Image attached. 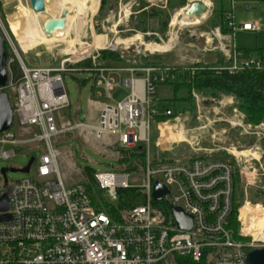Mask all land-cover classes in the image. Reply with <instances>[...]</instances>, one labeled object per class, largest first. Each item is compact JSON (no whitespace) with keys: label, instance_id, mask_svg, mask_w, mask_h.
<instances>
[{"label":"built area","instance_id":"2783aa9c","mask_svg":"<svg viewBox=\"0 0 264 264\" xmlns=\"http://www.w3.org/2000/svg\"><path fill=\"white\" fill-rule=\"evenodd\" d=\"M225 20L232 34L260 30L259 22L237 25L232 10ZM205 37L213 44L220 35ZM13 52L19 58L18 67ZM13 52L7 55L8 82L0 87V94L9 95L14 121L9 131L1 133L0 159L14 158L19 148L38 151L40 156L30 167L29 173L35 170L33 179L10 183V171L0 175V202L6 195L9 203L7 211H0V264H247L249 252L264 249V238L237 240L230 224L235 179L239 176L242 183L252 179L257 172L249 164L253 159L238 155L235 146L231 152L235 162L210 157L212 151L207 149L203 156L183 160L152 157L154 118L171 115L158 110L157 95L169 69L94 70L99 74L96 86L108 96L115 87L128 95L116 104H104L96 123L74 122L62 113L71 106L63 74L77 70L66 63L58 69L28 67ZM228 61L222 69L231 74L264 70V52L248 56L234 48ZM108 71L125 77L116 85ZM74 133L120 150L145 147L142 184L141 179L130 181L132 175L121 172L119 166L114 172H95L100 195L89 191L87 183L68 185L61 172L63 153L58 143ZM6 146L10 149L5 150ZM244 163L248 166L242 168ZM155 183L169 191L164 201L169 214L154 204ZM127 188L139 190L145 203L122 212L118 190ZM172 207L192 217L190 231L178 227ZM244 229L240 234L247 237Z\"/></svg>","mask_w":264,"mask_h":264},{"label":"rangeland","instance_id":"374dc122","mask_svg":"<svg viewBox=\"0 0 264 264\" xmlns=\"http://www.w3.org/2000/svg\"><path fill=\"white\" fill-rule=\"evenodd\" d=\"M67 1L71 5L70 14L68 12L67 16H72L71 13L76 14L75 4L88 2V0ZM97 1L96 5L88 3V6L91 7L90 11L86 17H82L81 20L76 18L72 22L75 29L70 28L68 34L64 35L65 30L57 34V38H51L53 36L46 37L42 39V43L40 42L28 53H24L15 34L16 28L31 23L35 26V29L38 27L37 29L41 28L43 30L42 26L44 24L42 25V23L48 21L50 17L33 12L29 0H0V31L10 46L8 54H14L15 56L16 67L19 65V58L13 52L14 50L18 52L23 62L32 68L58 69L62 63L71 64L70 67L74 68V65L86 59L94 60L93 57H97L98 53L104 50L120 53L133 61L139 60L140 57L160 55L162 57L158 62L163 67H188L195 62L194 60L204 61L205 59V62L208 63L225 64L226 62L219 52L218 54L209 51V44L205 37L207 35H204L206 33L210 34L213 30L210 25L213 12L212 1L211 4L209 1H204L207 5L204 20L193 19L188 21L189 23L200 21L199 25L189 27L184 25L187 24L184 21L182 25L179 24L186 18L183 14L186 8L169 11L166 6L168 0H110L109 8L101 14H99L101 0ZM197 1L199 0H194V2ZM145 2L170 14L169 26L166 31L167 38L163 40L162 34H156L160 44L152 39L145 41L146 36L151 34L145 36L135 29L136 17ZM232 2L231 9L237 25L255 22L260 24V30L257 33L236 31L231 34L235 46L238 49H264V0H232ZM192 4H188L187 8ZM146 10H149V8ZM177 14L180 15V20L179 23L174 25L173 19ZM53 17L58 19L57 16L53 15ZM30 18L33 21L30 22ZM80 22L84 25L81 26V31H77ZM149 25L153 30L158 28L155 20L151 21ZM173 38L175 39L173 47L168 51L165 48L156 52L147 49V46L152 44L165 47L166 44H170ZM215 45H217V42L213 46ZM15 75L19 76L18 72H15ZM91 77L92 73L81 70L63 74L71 104L69 109L62 112L65 118H68L67 113L71 112L72 121L86 122L89 100H105V96L99 97L98 93L92 91L91 84L85 88L81 86L80 81L88 79L91 81ZM98 91L103 93L101 89H98ZM157 95L162 100L171 99L173 92L171 87L162 86L159 88ZM126 96L127 93L122 92L114 101H106L109 104H115L117 101L125 99ZM193 97L196 107L195 113L179 114L178 121L163 122L167 123L166 125L161 123H158L159 126H157L158 124H152V138L156 132L158 134L155 152L158 155L167 154L168 157L165 160L175 161L177 159L183 160L189 157L203 156L206 154L204 150L209 149L212 151L210 157L229 159L235 162V157L231 154L233 146H235L237 151L240 152L238 155L249 156L248 160L253 159L249 164H252L257 172L246 183L241 182L245 196L238 213L239 235L242 236L240 231L245 228L243 232L247 237H242L249 238L250 241L252 235H254L253 229L250 231V228L257 220H260L254 211L259 207L262 208L261 212L264 213V124L260 126L248 125L245 116L236 108V100L232 96L222 94L216 98L194 93ZM163 126L169 128V132L173 134L171 137H164ZM12 131L14 132L15 129ZM58 148L63 153L60 167L68 185L88 183L85 172H83L85 169H92L97 173L116 171L120 166L119 161L125 156L116 145L103 144L92 140L86 141L85 138L78 137L75 133L61 137ZM8 149L10 147L6 146L5 150ZM39 156L38 151L19 148L14 158L9 160L0 159V175L3 169H23L32 158L37 160ZM155 160L162 161L163 159L155 158ZM146 162L147 159L143 165L134 162L133 166L136 167V170L131 173L130 181L133 178L135 180L141 179L139 184H142ZM126 166L122 167L126 168ZM244 166H248V164L244 163L242 168ZM34 176L35 170L28 174L19 171L7 173V179L10 183L23 179H33ZM95 189L99 192L98 187ZM113 210L111 211L113 212ZM260 233L257 237L264 234V229Z\"/></svg>","mask_w":264,"mask_h":264},{"label":"trees","instance_id":"16d2710c","mask_svg":"<svg viewBox=\"0 0 264 264\" xmlns=\"http://www.w3.org/2000/svg\"><path fill=\"white\" fill-rule=\"evenodd\" d=\"M213 2V13L210 19V25L212 28L219 27L224 34H231L232 30L227 28L225 16L230 12L232 0H211ZM188 0H168L167 8L169 11L181 9L187 6ZM110 6V0H101V6L99 14L103 13ZM149 8V10H146ZM141 11L136 17V31L141 32L146 36L145 41L155 40L157 44H160L156 34H162L163 40L167 38L166 31L169 26L170 14L164 10L152 7L148 3H144L141 6ZM155 20L158 24L156 30L151 29L149 25L151 21ZM150 37V38H149ZM5 48L8 54L10 46L5 41ZM245 55H256L264 52V49H238ZM162 56L154 55L152 57H140L139 60H129L120 53L113 52L111 50H104L98 53L97 57L93 59H86L77 65H74L76 70L86 71L97 74L96 69H109L114 67L116 69L126 68H155L158 71L169 69L167 73V79L164 83L158 85V89L162 86L171 87L173 96L171 99H159L158 110L160 112L169 111L170 116H156L154 118V125L163 123L166 121L174 120L179 114H193L196 111L195 103L193 100L194 93H200L204 96H211L218 98L220 95L232 96L236 100V108L245 116V121L251 126H260L264 124V70H244L238 74H231L227 69H222L225 66L216 64H203L196 62L188 67H163L159 64V60ZM97 72V73H96ZM94 76L91 77V80ZM90 82L88 80L80 81L82 87H85ZM71 118L70 115H67ZM158 134L152 138V126H151V146L150 152L152 157L157 159L161 158L162 161L168 157L167 154H157L155 152V145L157 142ZM125 154L124 158L119 161L120 171L131 174L136 170L133 166L134 162L138 164H145L146 161V149H134V150H122ZM126 166V168L122 166ZM134 170V171H133ZM85 176L88 179L87 189L89 191L97 188L96 180L94 178V170L85 169ZM95 194L100 193L95 189ZM119 204L118 209L120 211L131 210L144 203V197L136 188H127L118 190ZM244 191L242 189L241 180L239 176L235 179V188L233 195V214L230 219L231 228L235 233L237 240L247 242L249 238H245L239 235L240 223L238 221V213L241 207V202L244 201ZM162 208L166 214H169V208L162 203L158 205ZM182 264H192L185 262Z\"/></svg>","mask_w":264,"mask_h":264},{"label":"water","instance_id":"95a60500","mask_svg":"<svg viewBox=\"0 0 264 264\" xmlns=\"http://www.w3.org/2000/svg\"><path fill=\"white\" fill-rule=\"evenodd\" d=\"M30 6L36 14H41L46 11V0H29ZM193 16L200 18L205 16L207 12V7L203 2L197 1L194 2L189 8ZM67 12H63L59 20H48L44 23L43 30L47 36H53L54 31L58 28H62L65 25V18ZM7 51L5 48V39L0 31V87H5L8 82V73L6 70V61H7ZM14 116L13 110L10 103L9 95L7 93L0 94V134L6 131H9L13 125ZM34 159L32 158L28 166L22 170L15 169H3L2 173L6 175V172H21L28 174L30 167ZM169 194L168 189L160 183H155L153 186L152 198L158 203L165 201L166 196ZM9 209L8 198L5 195L3 200L0 202V211H7ZM172 215L180 229L190 231L193 226L192 217L185 214L181 208L172 207ZM3 219H9V217H4ZM247 264H264V249L251 251L246 258Z\"/></svg>","mask_w":264,"mask_h":264},{"label":"bare ground","instance_id":"6f19581e","mask_svg":"<svg viewBox=\"0 0 264 264\" xmlns=\"http://www.w3.org/2000/svg\"><path fill=\"white\" fill-rule=\"evenodd\" d=\"M68 2L69 1H67V0H46V11L44 13H41V14L49 16L50 17L49 20H51L52 18L54 19L53 15L54 16H57V18H58V19L55 18L54 20H59L60 17H61V15H62V13L64 11L67 12V13L69 12L68 14H70L71 5ZM88 3H90V4H93L94 3L96 5L98 3V1L96 2V0H88V2H80V3L75 4L76 6H74V9H75L76 14L73 15L71 13L72 16H70V15L69 16H66L65 20H66V22H67L68 25L65 22L64 27L56 29L54 31L53 37H51V38H57L56 35L59 34V33L64 32L65 30H66V32H65L64 35L68 34L69 29L73 27L72 26V24H73L72 22H74V20L76 18L81 20L82 17L83 18L86 17V15L88 14V12L91 9V7L88 6ZM203 3L207 7V5L205 4V2H203ZM41 14H39V15H41ZM183 14L186 17L185 20H182V22L179 23L180 15L177 14L174 17V19H173V24L174 25L177 24V23H179V24L182 25L183 24V21H184L185 23H187V24H184V25H186L188 27L189 26H197V25H199V22L200 21H197L198 24L197 23H189L188 21H192L193 19L204 20V17H205V16H202L200 18H197V17L193 16L190 12H188V8H186V10L183 12ZM31 18H30V22L33 21V19H31ZM43 24L44 23H42V25ZM82 25H84V23L80 22L79 25H78L79 28H77L76 30L77 31H81L82 30V28H81ZM34 27L35 26L32 25L31 23H28L27 25L17 27L16 30H15V34L17 36V39H18L19 43H20V47H21V49L24 52H29L31 49H33L35 46H37L42 41V39H44L46 37H49V36H47L44 33V31L41 28L40 29H37L38 28L37 27L35 29ZM66 27H67V29H66ZM73 29H75V27H73ZM174 41H175V39L173 38L172 41H170V44H166L165 47H162L161 45H156V44L148 45L147 46V49L150 50L151 52H156V51H160V49L165 48V50L168 51V49H170V48L173 47ZM161 124L166 125L167 123H161ZM162 129H163V132H164V137L167 138V137H171L173 135V134H171L169 132V128H167L166 126H163ZM154 202H156V201H154ZM261 211H262V208H259L258 207V208L255 209L254 212L256 213V215L258 216V218H260V220H257L254 223L253 227L250 228V231L253 229L252 231L254 232V235H252V238H256V239L258 238L259 240H262L264 238V234L263 235H260L259 237H257V235L261 234L260 232L264 229V213L261 212ZM170 212H171V210H170ZM171 214H172V212H171ZM249 234L251 235V233H249Z\"/></svg>","mask_w":264,"mask_h":264},{"label":"crops","instance_id":"0c3cea01","mask_svg":"<svg viewBox=\"0 0 264 264\" xmlns=\"http://www.w3.org/2000/svg\"><path fill=\"white\" fill-rule=\"evenodd\" d=\"M199 1H201V2L209 1L211 3V0H199ZM192 3H194V0H188L187 5L188 4H192ZM188 6H186L184 8H187ZM238 32H241V33H250V32H242V31H238ZM215 33H218L220 35V37L218 39H215V41L213 42V44L208 43L209 44V48H210L209 51L211 53H218L219 52L220 55L225 58V60H226L225 64L208 63V62H205L206 59L204 61L194 60L195 61L194 63H196V62H203L205 64H216V65H221V66H226L228 64V62H229L228 59H229V56L231 55L233 49L234 48L238 49L235 46V44L233 43L234 42L233 41V38H231V34L232 33L231 34L230 33L229 34H224V33L221 32V30H220L219 27H216V28H213V30L211 31L210 34L209 33L208 34L206 33L204 35L212 36ZM206 40H207V38H206ZM216 42H217V45L213 46ZM24 53H28V52H24ZM109 69L112 70V69H116V68L111 67ZM106 75H108V78L109 79L114 80V82L116 83V85H118L120 83V81L122 80V78L125 77V74L124 73L111 72V71L106 72ZM92 76H94V79H92L85 87H87L89 84H91V88H92V91L93 92L98 93V96L99 97L105 96V100L104 101L103 100H99V99L89 100L87 122H89V123H96L97 120H98V118H99V111L102 108V106L104 104H109L106 100L114 101L116 99V97L119 96L122 92H125L128 95V91L127 90H124V89H122L120 87H115L113 89V91L110 92V94H109L110 97H109L108 96V93H106L104 91V89H102L101 87H97L96 86V81L98 80L99 74L97 73V74H94ZM98 89H101L103 91V93L102 92H99ZM157 94H158V92H157ZM118 102H120V101H117L116 103H118ZM110 105H112V104H110ZM68 114L71 117V115H72L71 112H68L67 115ZM207 150H209V149H207Z\"/></svg>","mask_w":264,"mask_h":264}]
</instances>
